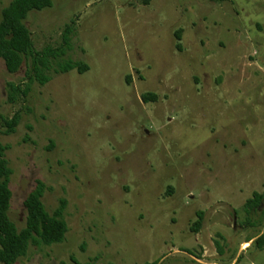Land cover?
<instances>
[{
    "label": "rangeland",
    "instance_id": "rangeland-1",
    "mask_svg": "<svg viewBox=\"0 0 264 264\" xmlns=\"http://www.w3.org/2000/svg\"><path fill=\"white\" fill-rule=\"evenodd\" d=\"M52 1L25 21L35 49L60 47L71 26L67 58L89 70L52 74L11 103L24 68L0 59V114L21 113L0 142L11 220L25 226L40 180L50 213L67 200L69 231L16 264H264L252 246L264 219L251 227L244 211L264 193V0Z\"/></svg>",
    "mask_w": 264,
    "mask_h": 264
},
{
    "label": "trees",
    "instance_id": "trees-1",
    "mask_svg": "<svg viewBox=\"0 0 264 264\" xmlns=\"http://www.w3.org/2000/svg\"><path fill=\"white\" fill-rule=\"evenodd\" d=\"M52 6V0H12L0 11V59L4 61L6 70L10 74H16L24 68L22 82L8 85L11 103L19 99L26 101L32 92L33 85L38 83L40 86H45L51 81L52 74H67L75 69L79 73L89 70V66L84 62L67 58L72 47L71 26L66 28L60 47L48 45L41 50L35 49L32 34L25 21L32 11H43ZM175 37L176 48L181 51V29L175 32ZM156 99L157 96L152 93L142 95V101L145 103L154 102ZM20 121V112L15 113L12 118L0 114V134L5 136L14 134ZM8 150L9 146L0 142V263L16 264L27 256L31 246H53L63 243L69 227L65 219L67 200L61 199L59 206L50 213L43 201L45 193L50 189L40 180L35 182V186L24 200L25 226L19 229L11 220L9 212L13 198L11 180L14 172L7 159ZM263 205L264 193L255 192L252 198L246 201L244 211L247 215V225L255 227L263 224L264 212L262 219L260 215L257 220L254 218L260 213ZM197 216L198 219L191 227V232L196 234L200 232L203 225V212H198ZM252 246L264 251V230ZM73 260L74 264H80ZM158 263L154 261L145 264ZM61 264L67 263L61 262ZM87 264H95V262Z\"/></svg>",
    "mask_w": 264,
    "mask_h": 264
},
{
    "label": "crops",
    "instance_id": "crops-1",
    "mask_svg": "<svg viewBox=\"0 0 264 264\" xmlns=\"http://www.w3.org/2000/svg\"><path fill=\"white\" fill-rule=\"evenodd\" d=\"M246 244L248 245L247 247L249 248V247H250V246H249V245H250L249 243H244L243 248H247V247H246Z\"/></svg>",
    "mask_w": 264,
    "mask_h": 264
}]
</instances>
